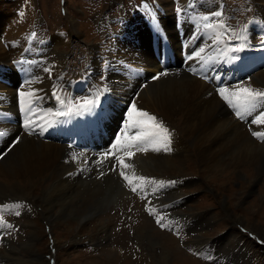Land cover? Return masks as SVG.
<instances>
[{
	"label": "rangeland",
	"instance_id": "rangeland-1",
	"mask_svg": "<svg viewBox=\"0 0 264 264\" xmlns=\"http://www.w3.org/2000/svg\"><path fill=\"white\" fill-rule=\"evenodd\" d=\"M149 1L150 4L146 0H0V55L6 56V61L0 57V82L8 81L15 89L16 116H9V122H22L25 117L32 119L29 115L34 109L55 106L53 99L49 100L51 94L64 101L63 105H58L56 111L51 113L50 120L46 123L41 122L35 126L31 120L24 121H31V136L33 134L40 140L63 148L65 160L61 170L64 169L62 177L68 187L67 193L60 198L58 191L50 187V170L39 176L33 187L22 178L18 181L16 176L11 177L12 170H19L16 166L19 158L7 153L12 149L19 152L20 148L29 147L26 144L19 148L13 147L19 145L21 133L8 136L7 145L2 142L0 216L13 226L0 228L5 237L3 245L0 242L2 264H264V167L261 176L251 186L249 181L256 175L252 166L238 167L241 175L226 170L221 177L218 171L211 173L207 167L201 166L193 156L191 160L182 161V167L178 168L183 175L166 177L168 175L157 174L160 176L158 183L165 182L163 188L165 187L166 193L164 196H161L163 192L156 193L160 197L154 200L148 184L142 191L138 189L137 192L128 194L127 188L119 180L122 169L115 159L116 156L124 155L121 151L114 150L112 153L115 156L102 162L94 154L95 160L91 162V166L86 162L75 165V161L70 159L73 149L67 148H71V145L65 140H70L69 137L72 136L71 140L76 138L86 143L85 139H90L94 144L99 141L105 145L112 134L123 130L127 120L125 109L128 111L135 101L145 80L151 78V82L154 80L152 77L160 73L149 69L142 72L135 68L134 72H137L138 77L134 78L137 85L132 90L133 93L127 94L128 99L117 94L123 90L128 92L131 84L121 85L115 80V73L113 75L111 72L122 71L117 61L122 63L123 58L120 59V55L116 58L114 55L121 53L123 40L130 39V33L134 30L140 29L141 34V38H135L136 43L141 45L147 42L146 46L150 48L153 57L154 46L158 45L156 47L159 51L169 48L166 54L169 69L161 70L167 73L165 77L179 74L178 78H186L184 75L199 78L210 85V92L216 93L220 99H223L220 89L225 86L229 92L232 90L228 86H236V90L249 87L254 91L264 92V85L253 82L264 72V58L251 61L241 50L232 51L227 46L232 38L236 41L240 36L253 42L257 40L259 33H264V0ZM191 2L195 12L205 15L207 20L189 15L185 8L178 14L183 4L189 8ZM217 12L222 13V23L218 21L220 16L215 15ZM209 24L212 27H207ZM215 28H220V33L231 35L228 42H221L218 47L214 46L210 34ZM143 33L145 37L142 36ZM171 38L179 44V48L173 45ZM239 43L241 44V39ZM117 44L119 47L115 48ZM143 52L138 51L137 55ZM197 53L200 55L197 56ZM185 56H188V60L184 65ZM218 61H226L225 65L229 61V64L212 74L209 65H216ZM16 62L21 64L20 70L13 69L17 67ZM190 64L195 67H190L195 69L194 72L185 69ZM199 64H203V67ZM198 65L203 70H197ZM206 70L210 73L206 74ZM140 71L142 75L139 74ZM221 74L223 80L230 81H225L227 85L223 80L218 84ZM35 82L38 83V97L32 98L31 111L25 112V103L30 99L22 98L20 91L23 86L26 91H32ZM43 88L44 93L48 89L49 94H40L43 93ZM151 91L154 99L169 98L170 106L177 107L171 97L176 91L174 85L172 88L162 85L152 87ZM180 91L183 92V89ZM86 100L98 103L80 107ZM222 104L245 128L247 135L264 150V140L252 135L253 131L264 132V125L251 123L252 119L264 111V98L255 101V110L250 115L245 114L244 119L236 115L237 110L225 99ZM67 110H87L89 113L78 114L76 117L81 124L71 128L68 122L73 115ZM140 110L154 115L163 125H173L174 127L170 126L172 130L185 138L186 133L182 130L185 129L183 120L186 115L175 113L171 115L172 119L169 116L161 119L151 110ZM123 116L126 118L122 121ZM21 122L23 128L24 124ZM134 132L135 129L129 135ZM82 135L85 136L83 139ZM150 149L147 152H152ZM75 152L78 158L87 155ZM147 152H144L146 160L150 155ZM175 153L174 150L169 152L170 155ZM144 154L136 153L131 160L126 159L125 162L134 167L124 171L130 176L134 171L137 176L157 179H152L153 176L150 178L152 172L142 165ZM162 155L159 157H163ZM159 157L156 158L162 159ZM176 164L178 167L181 165ZM70 167L72 169L67 171ZM73 177L75 181H71ZM77 177L80 178L78 183ZM171 181L176 182L172 184L176 189L183 188L180 191L185 195L176 200L181 203L175 207L174 199L169 197L176 191L174 187H169ZM185 184H191L187 187L188 190L183 187ZM148 194L151 204L157 207L158 218H165L161 222L172 221L169 226L161 227L154 219L155 213L150 214L144 206ZM166 197L170 200L162 202ZM47 198L53 201L50 211L47 210ZM17 204L22 207H12ZM164 207L169 208L163 209ZM17 211L19 215L15 214ZM167 211L169 216L173 212L175 217L171 216L167 220L163 216ZM202 213L205 217H202ZM49 214L53 217L48 220L46 217ZM181 237L185 245H182ZM204 243L206 247L200 248ZM120 249L125 252L121 253ZM31 250L34 251L32 254L29 253ZM8 256L10 257L7 258Z\"/></svg>",
	"mask_w": 264,
	"mask_h": 264
},
{
	"label": "bare ground",
	"instance_id": "bare-ground-1",
	"mask_svg": "<svg viewBox=\"0 0 264 264\" xmlns=\"http://www.w3.org/2000/svg\"><path fill=\"white\" fill-rule=\"evenodd\" d=\"M191 8H192V6L190 5L189 9H191ZM178 11H180V13H178V14H181L184 11V8L180 9ZM188 14L192 15L194 17H198V18L203 19V17L195 16L191 13H188ZM139 30L140 29H137V30H134L133 32H131L130 33V39L128 38L125 41L123 40V46L121 44V53L117 52L114 55V56H116V58L118 57L117 55H120V59L123 58L122 59L123 61L121 60L122 63L117 61V65H119L118 67H120L123 72L122 71L120 72L118 70H113L111 72L113 75L115 73V80H118L117 82H120L119 84H121V85L127 84V83L131 84V87L129 88L130 90L128 92H127V90L117 92V94L122 95V97H125V98H127V96H128L127 94L131 93L132 90L134 89V87L137 85L134 82V81H136L134 78L138 77V75L136 74L137 72H134L135 68H138V70L141 69L142 72H143V70H148V69L153 71V72H157V71L161 72V70L167 71L169 69L167 59L165 60L166 63L164 66L159 65L158 59L155 56L154 57L152 56V54H151L152 52H151L150 48L148 49V46H146L147 42H146V44L144 43L141 45L136 43L135 38H138V37L141 38V34L139 33ZM114 35L116 36V33H114ZM115 36H114V38H115ZM142 36L145 37V34L143 33ZM58 40H59V38H58ZM171 40H172V38H171ZM142 42H144V40H142ZM172 42L176 48H179V44L177 42H174L173 40H172ZM124 44H125V46H124ZM117 46H118V44L115 45V48H117ZM156 46H158V45H156ZM10 49H12V48H10ZM195 50H196V48H195ZM138 51H144V52H143V54L140 53L139 55H137ZM160 51H161V49H160ZM23 53L25 54L24 51H23ZM0 57L3 61H6V56L4 57V56L0 55ZM115 61H116V59H115ZM20 63H22V61ZM16 64H17V67H15V68L12 67V68L15 70H20L21 64H18V62H16ZM225 64H226V61H225V63H221L220 61H218L215 66H216L217 70H222L225 66H227L229 64V61H227V65H225ZM18 65H20V66H18ZM128 65H129V68H128ZM199 65H202V67H203V64H199ZM199 65L196 68L197 70L202 69V68H200V69L198 68V67H200ZM126 70L128 72H126ZM141 71L139 74L142 75L143 73ZM207 73L209 74L210 71L206 70V74ZM181 74L184 75V73H182V72H181ZM165 76L166 75L161 76L159 79L152 80L151 81L152 83L150 82L151 78L145 80V85L138 92V96L136 95L137 98L135 99L134 102H135L138 109L151 110L152 113H156V115L160 116L161 119H164L168 116L172 119L171 115H173L175 113H177L178 115H186V118L183 120L184 125H185L184 126L185 129H184V131L182 130V132H185L186 135H185V138H183V137L181 138L180 133H178V135H177L176 132L174 130H172V127H174L173 125H170V124L168 125V123H164V126L169 128L168 130L170 131V134H171V143H172V145H170L171 149H172L171 151L174 150L176 152L175 154L170 155L169 152H171V151L166 152L163 150H161L159 152H154V151L147 152L146 154H150V155H148V160H146V156H145L144 152H135L134 151L135 154L136 153L144 154V155H142V156H144L142 158L143 159L142 165H144L145 168L148 167V170L150 172H152V174L150 175V178L152 176H153L152 179L157 178V179H153V180L156 181L157 185H158V180L160 179L159 175H161V174L168 175L166 177H172L171 175H173V174H175L173 176L183 175V174L179 173V171H178V168H181L183 165L182 161H186V159L191 160L192 157L194 156L197 158L198 163H200L201 166L207 167V169L211 173H213V171H218V174H220L221 177H223L222 174L226 170L231 171L233 174L241 175L242 172L240 169H238V167H241L243 165H247V167H248V165L252 166V168L255 169L256 175L253 177L252 180H250V181L247 180V182L249 181V184H251V186H253L255 180H257L256 178L259 175L261 176L260 173L263 171V167H264V150L261 147V145H259L256 141L252 140L250 138V136L247 135L248 132H246L245 128H243V126H241L239 124V122L235 118L232 117L233 114L231 116L230 113L225 109V107L222 104L223 99H220L221 97L218 98L216 93L210 92V91H212L210 85L205 84V82H202L199 78L193 79V78L188 77L186 75H184L186 78H178L179 74H174L173 76L168 75L167 77H165ZM217 77H219V75ZM112 80H113V78H112ZM225 81H227V79L223 80V83L225 85H227ZM227 82H230V81H227ZM249 82H251V80ZM249 82H247V83L249 84ZM253 82L255 84L264 85V72L261 76H258L257 80H255ZM129 84H127V85H129ZM160 85H162L164 87H169V88H172L174 85V89L176 91L171 94V97L176 102L177 107H171L170 106L169 98L161 97L159 99H154L152 97L151 88L157 87ZM138 86H139V84H138ZM13 87L14 86L8 81H6V83L0 82V133H2V135H0V147L2 146V142H5V144L7 145L8 136L17 135V134L19 135L21 133L22 134L21 138L19 139V141L17 140L19 145H15L13 147L19 148V147H22L26 144L29 148H20L19 152H17L16 149H12L7 153V155H16L19 158V161L16 165V166H18L19 170L18 171L12 170L10 175H11V177L16 176L17 180L22 178V180H24L29 186L33 187L34 184L37 183V181H35V180L39 176H42L43 174L48 173L50 170V173H48L49 179H51L50 187L55 188L58 191L59 197H60L64 194H66L68 191L66 181L64 180L65 178L62 177V175L64 176V174H63L64 169L61 170L62 162H64V160H65V157L63 156V154H65V153H63L64 150L62 147H59L57 145H53L50 142H46L42 139L40 140L39 138L34 137L33 134L31 136L29 134L31 132V127L30 128L26 127L25 125L27 124L28 121H24V120L33 121L32 125H35V126H37L38 124H41V122L46 123L48 120H50V116L52 115L51 113H54L56 111L55 109H57V106L62 105V104L60 103V100H58L57 98H55L54 95L52 96V94H51L49 96V98H50L49 100L53 99L55 106H52V107L44 106V108H42V109H34L29 115L34 120L29 119L28 117H25V119L22 122L20 121L21 123L24 124V126L22 128L19 121L16 123H10L9 119H8L9 116H16V111H15L16 103H14L15 89ZM228 87L232 91L237 89L236 86L235 87L228 86ZM180 89H183V92H181ZM224 89H227L226 86ZM37 90H38V83L35 82L32 91H28V90L26 91V88L23 86L21 88L20 92L24 91V92L35 93L34 96L29 97V99L32 100V98L38 97ZM44 90L45 89L43 88V90L41 91L43 93H40V94H49V93H47L48 89H47L46 93H44ZM39 103H42V102L39 101ZM93 106L88 110H91L93 108ZM49 109H51V110H49ZM67 112L70 113V111H68V110H67ZM85 113H89V111H87ZM173 119H174V117H173ZM170 126H172V127H170ZM260 127L262 128L263 126H260ZM260 127H253V128L259 129ZM91 133H90V135H91ZM90 135L88 137H90ZM5 137H6V139H4ZM84 137L85 136L82 135V139ZM184 139L187 141H185ZM78 142L82 143L81 140H78ZM108 142L109 141H106L105 145L99 141L95 143L96 145L94 143H92V146H95L94 149L91 148L90 144L89 145H82L81 147H78V148L67 147L69 149H73L72 153L70 154V159L75 161V165H77V164L82 165V163L86 162L89 166H91V164H92L91 162H93L95 160V158H93V157H95L94 154H97L98 155L97 160L99 159L101 161H105L106 158L104 157V154L110 153V151L104 149V147L106 146V144ZM82 144H85V143H82ZM35 145H37V146H35ZM30 146H35V147H30ZM4 147H2V150ZM75 150L78 151V153L82 152V153H86L87 155H85L84 157H82L80 155L81 157L78 158L75 156L77 153V152H75ZM162 154H164V155H162ZM160 155H162L163 157H159ZM74 156L76 157L75 159H73ZM114 156L115 155H110L109 157H114ZM156 157H159L162 159H158ZM176 163H180L181 165H179V167H178V165ZM71 169L72 168L70 167L67 169V171H70ZM1 171H3V169L0 165V172ZM157 174H159V175H157ZM119 180L123 183L124 187L127 188L128 194L133 193L128 182L125 181V179L121 175L119 177ZM71 181H75V177H73L71 179ZM78 181H80L79 177H77V179H76L77 183H78ZM157 185H153V184L147 185L148 189L150 190V192L152 194L151 196L154 198V200H158V198L160 197V196L159 197L156 196V193L162 194V192H163V194L161 196H164L166 193L165 187L164 188L158 187ZM190 185L191 184H185L183 187L187 188ZM169 187H174V189H176L175 186H172V184ZM153 188H156L157 191L153 192ZM182 189H176V191L173 192V194L171 196H169L171 198V200L174 199V201H175L173 207H175L181 203V202L177 203L178 201H176V200L185 196L184 193L180 191ZM4 190H7V189H4ZM187 190H188V188H187ZM189 191H190V189H189ZM135 192H137V191H135ZM14 193H15V191H14ZM53 194H54V192H53ZM148 196L149 197L146 198L144 206H146V208H148L150 214L155 213L154 219L157 220L158 219V216L156 215V208L157 207L155 208L151 204L150 195L148 194ZM179 196H181V197H179ZM169 197L164 198L162 202L165 203L168 200H170ZM19 198H21V197H19ZM6 199H7V197H6ZM184 200H186V199H184ZM51 201L52 200L50 198H47L46 204H47V210H49V211H50V209H52V206H53ZM58 201H59V199H58ZM59 203H60V201H59ZM115 203H116V201L114 202V204ZM168 208L164 207L163 209H168ZM190 208H192V207H190ZM172 213L169 216V211H167V212L163 213V216H165L166 219L169 220V217H171V216H172V218L175 217L172 215ZM43 214H44V216L46 215L44 212H43ZM193 214H192V216H193V218H195V216ZM181 216L179 215V217H181ZM52 217H53V215L49 214L46 218L49 220ZM147 217H150L152 220L151 216L148 215ZM202 217H205L204 213H202ZM164 220H165V218H164ZM143 222H144V220H143ZM143 222H142V224H143ZM171 222L172 221L169 220V223H162V222L161 223L166 225V226H169V224ZM161 223H159V224L161 225ZM0 233H1V231H0ZM175 234H176V232H175ZM4 240H5V237L2 236L1 241H0L1 245H3V243L5 242ZM181 240H182V245H185L183 238ZM7 242H9V241H7ZM178 242H179V240H178ZM241 244H242V242L240 243V245ZM199 247L200 248L202 247L204 249L206 247V244L204 243ZM32 252H34V251L31 250L29 253L32 254ZM120 252L124 253L125 250L120 249ZM6 255H7V253H6ZM9 257L10 256H8L7 258H9ZM226 260L227 259H225V261ZM0 263L2 264L1 257H0ZM146 263H148V261Z\"/></svg>",
	"mask_w": 264,
	"mask_h": 264
},
{
	"label": "snow or ice",
	"instance_id": "snow-or-ice-1",
	"mask_svg": "<svg viewBox=\"0 0 264 264\" xmlns=\"http://www.w3.org/2000/svg\"><path fill=\"white\" fill-rule=\"evenodd\" d=\"M216 16L222 15V13L217 12L215 13ZM205 20L208 17H204ZM207 27H212L211 24L207 25ZM223 27V25H221ZM240 48H236L234 51H240ZM203 51V49H201ZM197 56L200 53L196 54ZM167 75L166 72H160L156 76H153V79H159L161 76ZM35 93L33 92H21L20 96L24 97H32ZM220 95L223 99H225L228 104L236 109V115L240 119L245 118V114H251L255 110V101L258 98H264V92L261 91H254L249 87H242L236 91L229 92L227 89H220ZM60 100V103L63 105L64 101L57 97ZM98 99V97H97ZM96 101L93 100H86L83 105L80 107H85L86 105H94ZM32 101L27 100L25 103L24 111L29 112L31 111ZM60 113H57L59 115ZM252 124H261L264 125V111H261L254 119L251 121ZM26 127H31V121H29ZM135 129V132L132 135H129V132ZM2 135V133H0ZM252 135L264 140V132H256L253 131ZM171 134L167 127L163 125L162 122H159L154 115H150L146 111H142L137 108L135 102H133L130 108L127 111V120L125 122L122 135L117 137L116 143L113 146L115 151H122L124 155L116 156L115 159L119 166L121 167L120 175L128 182L131 190L133 192L140 189L141 191L147 184L157 185V182L154 180H150L144 176H137L133 171L131 176L128 175L124 169L132 168L133 165L126 163L125 160H131L132 157L135 155V152H147L149 148L152 151L159 152L163 151H171ZM135 149V152L132 151ZM110 155H114V153H105L104 157L108 158ZM76 157L74 156L73 159ZM102 162V161H101ZM134 181H138L139 183H134ZM171 184H175V181L169 182ZM158 187H163L164 182L160 181L157 185ZM153 191H156V188H153ZM14 208L22 207V205H13ZM19 215L20 213L17 211L15 213ZM164 217H159L157 219V223H161ZM165 225L161 223V227ZM11 224H8L6 221L3 220V217L0 216V228H12Z\"/></svg>",
	"mask_w": 264,
	"mask_h": 264
}]
</instances>
